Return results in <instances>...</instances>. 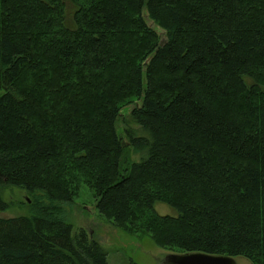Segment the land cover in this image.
I'll return each mask as SVG.
<instances>
[{
    "label": "trees",
    "instance_id": "1",
    "mask_svg": "<svg viewBox=\"0 0 264 264\" xmlns=\"http://www.w3.org/2000/svg\"><path fill=\"white\" fill-rule=\"evenodd\" d=\"M71 1L0 0V213L32 198L0 264H112L66 220L84 186L127 234L264 264V0Z\"/></svg>",
    "mask_w": 264,
    "mask_h": 264
},
{
    "label": "rangeland",
    "instance_id": "2",
    "mask_svg": "<svg viewBox=\"0 0 264 264\" xmlns=\"http://www.w3.org/2000/svg\"><path fill=\"white\" fill-rule=\"evenodd\" d=\"M65 1L67 24L72 26L75 6L71 0ZM148 22L155 26L151 20L148 19ZM131 125L137 128L133 123ZM121 126L124 127V123L121 122ZM121 130L122 128H120ZM139 132L143 134L141 131ZM125 142H127V139H125ZM140 157V155L134 156L135 159ZM2 193L4 199L10 203V208L0 213L1 216L30 215L31 204L29 203L32 202V198L28 193L15 187L5 188ZM64 208L66 220L73 224L75 230L84 227L95 239L100 241L108 251L109 260L112 264H129L131 260L139 264H160L166 256L177 253L159 247L149 235H130L116 228L101 215L87 186L82 188L80 197L72 205H65ZM156 210L162 215H177L174 208L164 203H157ZM238 261L251 264L245 258H238Z\"/></svg>",
    "mask_w": 264,
    "mask_h": 264
},
{
    "label": "water",
    "instance_id": "3",
    "mask_svg": "<svg viewBox=\"0 0 264 264\" xmlns=\"http://www.w3.org/2000/svg\"><path fill=\"white\" fill-rule=\"evenodd\" d=\"M30 201V199H28ZM160 264H247L240 263L237 258L224 254H208L205 252L172 253Z\"/></svg>",
    "mask_w": 264,
    "mask_h": 264
}]
</instances>
